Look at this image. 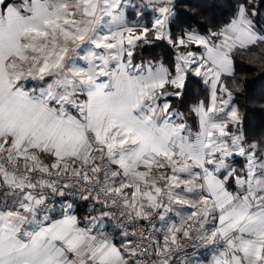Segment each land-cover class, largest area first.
Masks as SVG:
<instances>
[{
    "label": "snow or ice",
    "instance_id": "6c2138e0",
    "mask_svg": "<svg viewBox=\"0 0 264 264\" xmlns=\"http://www.w3.org/2000/svg\"><path fill=\"white\" fill-rule=\"evenodd\" d=\"M177 7L0 0V264H264V130L238 70L264 72V17L228 0L175 31ZM157 42L167 62L138 54Z\"/></svg>",
    "mask_w": 264,
    "mask_h": 264
},
{
    "label": "trees",
    "instance_id": "16d2710c",
    "mask_svg": "<svg viewBox=\"0 0 264 264\" xmlns=\"http://www.w3.org/2000/svg\"><path fill=\"white\" fill-rule=\"evenodd\" d=\"M177 3L175 19L178 27L174 29L175 31H179L181 27L196 30L207 29L211 21H215L217 24L222 23L230 13L228 0H177ZM256 4L260 9L261 17H264V0H256ZM138 54H142L145 59L155 58L156 61L167 62L172 57V49L167 42H157L155 45L138 49ZM238 70L243 71L247 77L245 92L241 94L239 101L241 110L245 114L244 126L250 134L259 133L264 130V110H262L264 104L261 103L264 101V72L259 66L247 63L238 64ZM195 92L196 90L185 96L182 101H177L178 105H182L181 111L191 106ZM206 96V92L199 93L201 99ZM189 123H192L191 117ZM240 163L242 160H238L236 166L239 167Z\"/></svg>",
    "mask_w": 264,
    "mask_h": 264
},
{
    "label": "crops",
    "instance_id": "0c3cea01",
    "mask_svg": "<svg viewBox=\"0 0 264 264\" xmlns=\"http://www.w3.org/2000/svg\"><path fill=\"white\" fill-rule=\"evenodd\" d=\"M136 3H139V0H136ZM125 10L127 11V18L129 21H133V20H138L139 18L136 16V9H133L131 7H128V6H125ZM143 22L144 23H147L151 17H152V12H151V9L149 8H145L143 9ZM80 212H81V215L83 214L84 212V208H81L80 209ZM210 256V255H208Z\"/></svg>",
    "mask_w": 264,
    "mask_h": 264
},
{
    "label": "built area",
    "instance_id": "2783aa9c",
    "mask_svg": "<svg viewBox=\"0 0 264 264\" xmlns=\"http://www.w3.org/2000/svg\"><path fill=\"white\" fill-rule=\"evenodd\" d=\"M200 252H201V257H200V258H203L204 256L211 255V253H210V252H207V251H206V250H204V249H201V250H200Z\"/></svg>",
    "mask_w": 264,
    "mask_h": 264
},
{
    "label": "rangeland",
    "instance_id": "374dc122",
    "mask_svg": "<svg viewBox=\"0 0 264 264\" xmlns=\"http://www.w3.org/2000/svg\"><path fill=\"white\" fill-rule=\"evenodd\" d=\"M127 11L125 10V16H126V18H127V13H126ZM128 19V18H127Z\"/></svg>",
    "mask_w": 264,
    "mask_h": 264
}]
</instances>
